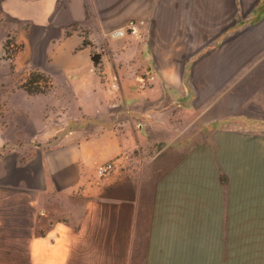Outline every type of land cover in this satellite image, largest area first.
<instances>
[{"label": "crops", "instance_id": "crops-1", "mask_svg": "<svg viewBox=\"0 0 264 264\" xmlns=\"http://www.w3.org/2000/svg\"><path fill=\"white\" fill-rule=\"evenodd\" d=\"M131 19L138 34L109 37ZM33 73L46 86L29 93ZM193 92L211 125L264 109V0H0V264H151L183 211L213 220V184L198 192L196 165L180 179ZM238 141L245 214L264 139Z\"/></svg>", "mask_w": 264, "mask_h": 264}, {"label": "rangeland", "instance_id": "rangeland-1", "mask_svg": "<svg viewBox=\"0 0 264 264\" xmlns=\"http://www.w3.org/2000/svg\"><path fill=\"white\" fill-rule=\"evenodd\" d=\"M2 47V56H13L17 51L19 45L13 41L12 33L3 39ZM186 81L195 84V80H189L188 77ZM26 84L32 90L40 91L46 86V78L33 73ZM217 95L220 94H214ZM185 96L188 100L197 96L199 108L196 123L194 119L190 125L183 123L188 122L191 117L189 114L180 117L182 123L177 130L180 131L182 148L179 157L180 179L184 182L193 177V166L196 165L198 192H205V185L213 184L214 219L205 220V214L199 212L198 219L190 221L187 220L188 214L183 211L180 215L182 219L175 221L176 226L179 223L180 227L160 235L151 264H264V205H257V211L254 212L253 203L256 192L257 198L264 200V189H245L246 213L239 214L241 197L237 188L238 139L244 136L247 143L260 135L264 139V109L246 110L254 117H241L243 123L240 124L234 122L236 118L223 121L218 113L220 110L217 112L215 109L214 119L218 123L211 125L204 108L206 94L193 92ZM191 149H196V154H190ZM258 156H262L259 169L264 168V151H259ZM249 175L253 181V174ZM258 176H261L258 180L264 184V173H258ZM199 203L205 204L204 196L199 198Z\"/></svg>", "mask_w": 264, "mask_h": 264}, {"label": "built area", "instance_id": "built-area-1", "mask_svg": "<svg viewBox=\"0 0 264 264\" xmlns=\"http://www.w3.org/2000/svg\"><path fill=\"white\" fill-rule=\"evenodd\" d=\"M143 20H128L123 26H120L108 33L110 38H121L127 35H136L139 33ZM10 38V37H9ZM115 170V161L108 160L104 163L98 164L95 168V175L97 178H104L110 175Z\"/></svg>", "mask_w": 264, "mask_h": 264}, {"label": "trees", "instance_id": "trees-1", "mask_svg": "<svg viewBox=\"0 0 264 264\" xmlns=\"http://www.w3.org/2000/svg\"><path fill=\"white\" fill-rule=\"evenodd\" d=\"M93 59L96 61L95 56H93ZM25 89H26L29 93L37 92L36 90H32V89L28 88L27 84H25Z\"/></svg>", "mask_w": 264, "mask_h": 264}]
</instances>
